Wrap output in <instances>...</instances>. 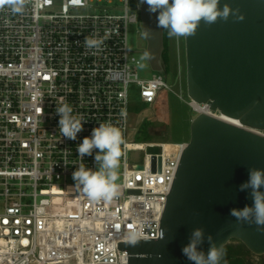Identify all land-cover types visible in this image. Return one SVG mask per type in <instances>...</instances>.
<instances>
[{
	"label": "built area",
	"instance_id": "1",
	"mask_svg": "<svg viewBox=\"0 0 264 264\" xmlns=\"http://www.w3.org/2000/svg\"><path fill=\"white\" fill-rule=\"evenodd\" d=\"M129 25L142 32L137 0H27L21 14L0 8V264H127L119 242L158 238L187 142L128 139L129 92L152 105L169 89L163 74L139 77ZM90 36L103 45L86 48ZM193 102L187 106L199 114ZM64 103L87 120L76 140L58 129L55 110ZM104 122L125 140L118 194L93 201L68 179L81 164L77 145ZM94 156L84 157L88 168Z\"/></svg>",
	"mask_w": 264,
	"mask_h": 264
},
{
	"label": "water",
	"instance_id": "2",
	"mask_svg": "<svg viewBox=\"0 0 264 264\" xmlns=\"http://www.w3.org/2000/svg\"><path fill=\"white\" fill-rule=\"evenodd\" d=\"M225 3L238 8L243 19L230 16L211 26L201 22L194 36L184 37L187 95L220 117L199 113L191 120L159 236L119 242L117 248L129 255L127 264H193L182 249L195 228H203L222 248L235 240L264 255V232L230 215L232 209L252 205L249 190H240L249 168L264 169V0H220V7ZM146 9L140 6L146 45L137 52L148 53L151 70L165 76L163 30L156 26L157 14ZM145 27L152 29L150 37ZM208 247L205 240L189 252L197 255Z\"/></svg>",
	"mask_w": 264,
	"mask_h": 264
},
{
	"label": "clouds",
	"instance_id": "3",
	"mask_svg": "<svg viewBox=\"0 0 264 264\" xmlns=\"http://www.w3.org/2000/svg\"><path fill=\"white\" fill-rule=\"evenodd\" d=\"M27 0H0V8L7 6L13 14L24 11ZM147 5V11L156 15V26L166 30L169 37H189L196 34L197 28L203 22L211 26L218 20L227 22L229 17L242 20L240 10L233 9L228 3L220 7V0H137V7ZM144 34L151 36V28H144ZM104 43L103 38L86 37V48H100ZM149 54L144 53L141 60L149 59ZM143 66V65H141ZM59 117L58 129L62 137L76 140L78 133L83 131L87 122L80 114H74L73 107L64 103L55 110ZM125 140L121 129L111 122L99 123L92 129L91 135L84 137L77 145L78 158L81 161L72 173L73 188L82 189L85 195L93 200L110 201L118 194L119 161L122 156V145ZM94 156L95 169L88 168L83 159L85 156ZM264 169L249 168L248 180L240 186V190H249L252 205L245 206L240 211L232 209L230 215L241 223L255 224L257 231L264 232ZM161 239L164 231L161 230ZM208 242L207 252L201 250L197 255L189 252V248H200ZM135 243V241H133ZM184 256L193 264H220L222 247L217 246L211 234L205 236L203 228H195L189 236V244L182 249Z\"/></svg>",
	"mask_w": 264,
	"mask_h": 264
},
{
	"label": "rangeland",
	"instance_id": "4",
	"mask_svg": "<svg viewBox=\"0 0 264 264\" xmlns=\"http://www.w3.org/2000/svg\"><path fill=\"white\" fill-rule=\"evenodd\" d=\"M139 27L128 26V47L133 51L145 48L142 32H136ZM163 40L166 45V74L165 80L169 89L159 93L158 99L152 105L140 101L136 91L129 92V129L128 139L132 142H188L190 137V122L196 114L187 106L190 100L185 82V54L184 37L178 39L169 37L163 30ZM144 54L136 53L139 59L137 73L141 78H150L153 72L146 60H141ZM143 65V66H141ZM143 151L129 154L132 159L140 160ZM119 178L117 179V181ZM68 182L74 183L72 177ZM222 259L233 257L238 264H264V255H255L248 251L241 243L232 240L222 248Z\"/></svg>",
	"mask_w": 264,
	"mask_h": 264
},
{
	"label": "bare ground",
	"instance_id": "5",
	"mask_svg": "<svg viewBox=\"0 0 264 264\" xmlns=\"http://www.w3.org/2000/svg\"><path fill=\"white\" fill-rule=\"evenodd\" d=\"M193 107H194V110H196L197 112L204 113V114L211 115V116H215L217 118L220 117L218 114H215L212 111H210L208 109V106H206V105L202 106V105H199V104L193 102ZM220 119L227 120L225 117H221Z\"/></svg>",
	"mask_w": 264,
	"mask_h": 264
},
{
	"label": "trees",
	"instance_id": "6",
	"mask_svg": "<svg viewBox=\"0 0 264 264\" xmlns=\"http://www.w3.org/2000/svg\"><path fill=\"white\" fill-rule=\"evenodd\" d=\"M163 59H164V64H165V69H166V45L163 40ZM240 262L239 260L233 258V257H225V259H221L220 264H238Z\"/></svg>",
	"mask_w": 264,
	"mask_h": 264
},
{
	"label": "flooded vegetation",
	"instance_id": "7",
	"mask_svg": "<svg viewBox=\"0 0 264 264\" xmlns=\"http://www.w3.org/2000/svg\"><path fill=\"white\" fill-rule=\"evenodd\" d=\"M162 59H163V54H162ZM163 61H164V59H163Z\"/></svg>",
	"mask_w": 264,
	"mask_h": 264
}]
</instances>
